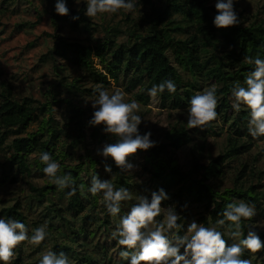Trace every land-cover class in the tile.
I'll return each mask as SVG.
<instances>
[{
  "label": "trees",
  "instance_id": "trees-1",
  "mask_svg": "<svg viewBox=\"0 0 264 264\" xmlns=\"http://www.w3.org/2000/svg\"><path fill=\"white\" fill-rule=\"evenodd\" d=\"M139 3L151 5L153 22L145 33L137 28L130 31L129 39L120 44L119 60L108 62L106 59L105 52L108 49L111 36L105 37L95 46L60 37L53 49V55L60 56L69 60L74 66H78L83 75L76 78L73 83L89 95H95V90L99 87L104 88V83L108 82L104 71L95 64L94 56L100 58L106 67L112 69L117 84H123L129 92L145 104L151 101L147 93L148 88L163 80L171 79L176 83L177 91L174 94H169L165 90L163 94L159 95L164 106L171 109H186L191 96L199 93V89L205 81L204 78L207 76L208 83L217 89L216 110L218 115L224 122L229 123L232 133L238 137L229 136V141L223 151L215 157H210L206 164L202 163L205 155L204 144L203 142L194 143L196 137L192 131V129L196 131L202 127L188 128L185 123L175 125L167 133L168 144H156L146 150L145 159L151 165L150 171L153 174V180H159L156 179L159 170L164 169L160 175L164 184L157 183L156 191L160 188L168 189L178 199L192 197L196 202L205 204L209 214L208 218L215 226L216 222L223 218V209L227 203L233 200L255 203L257 215L264 217V184L261 177H257V174H263L264 171L250 167L248 175L241 172L242 170L246 171L249 163L240 158L253 145L252 137L247 132L248 113L244 108L240 112H236L231 106L232 87L236 83L243 84L244 78L254 67V65L248 64L245 58H254L259 55L264 59V21L255 20L249 26L238 23L227 28H217L213 24L217 12L210 4L211 0H137L136 4ZM55 16L61 17L56 12ZM65 17L70 20L73 28H78L81 22L87 23L86 17L75 10H69V14ZM73 17H78V19H73ZM178 33H185L186 36H178ZM184 72L189 75L188 79L184 78ZM82 77L91 79L97 86H79ZM1 85L0 127L5 131L0 133V145L9 133H20L26 130L30 125L31 115L39 109L36 99L32 96L18 99L9 83L2 81ZM64 101L70 106V114L65 125L59 127L54 124L53 117L46 118L44 116L39 130L46 136L42 152L47 151L51 154L52 159L60 165V173H71L77 187L76 194L72 196L67 195L70 189L57 190L56 185L50 181L43 187L49 197V209L62 215L63 219H68L60 200L67 198L69 209L73 210L75 215L79 214L85 207L82 194L85 189L89 188L91 176L95 174H98L100 178L101 176L97 169V162L92 157L88 161L82 159L75 165L66 162V159L72 154L67 144V138L73 137L72 141L84 142L86 129L89 126L85 123L87 108L75 103L72 99ZM207 126L208 128L202 129L204 132L217 133L211 122ZM62 134L66 136L64 139H62ZM93 135L100 138L107 137L99 127H94ZM248 136L251 137L250 141L245 140V137ZM107 139L111 143H115V139L110 137ZM188 145H191L189 148L191 168L183 171L180 169L178 161L170 154V151L173 150H169L168 147L180 149ZM27 151L19 147L16 148L12 166L16 164L18 172L26 176L31 175L34 169L43 172L44 165L39 158H35L33 162L29 161V152ZM235 159H240L239 165L242 168L238 172L240 174L235 175L233 185L222 189L218 182L226 176L227 168L231 166L230 162ZM112 168L116 171L115 181L112 183L117 188L131 185L127 180V175L123 174L119 167L114 164ZM83 171L86 175L82 174ZM196 171L200 172L199 177L194 176ZM2 174L7 176V171L4 170ZM14 177L18 180L17 174ZM55 193L59 194L58 200L55 199ZM90 196L93 206H96L100 198L99 194L96 196L90 194ZM47 214V210L44 211L43 217H48ZM0 215H3L4 218L11 217L20 220L27 227L32 224L19 204L4 207ZM123 215L126 213L122 203L118 216L114 218L107 214V220L103 221L101 226L112 233L115 229L109 226L110 219L114 218L118 222L119 216ZM54 216L52 215V217ZM256 216L246 223L254 225ZM180 222L178 220V224ZM33 224L38 225V222ZM48 228H52L50 222ZM219 229L222 232L225 230L224 226H219ZM254 230L264 242V231L256 227ZM81 231H86V229L82 228ZM243 231L246 237L248 228L244 227ZM90 234L94 235L95 231ZM179 234H184L183 226L179 230ZM224 239L229 244L233 242L228 235H225ZM16 248L22 251L21 244ZM66 248L67 251L69 247ZM181 253H183V249H181ZM241 258L249 259L251 264H264V249L257 253L245 250ZM83 260L92 259L90 256H84Z\"/></svg>",
  "mask_w": 264,
  "mask_h": 264
},
{
  "label": "rangeland",
  "instance_id": "rangeland-1",
  "mask_svg": "<svg viewBox=\"0 0 264 264\" xmlns=\"http://www.w3.org/2000/svg\"><path fill=\"white\" fill-rule=\"evenodd\" d=\"M136 2L137 0H134L133 10L121 9L116 14H99L96 18H89L84 14L86 5L83 0L79 4L76 3V0H67L69 10H75L87 19V23L81 22L78 28H73L65 15H60V18L55 16V0H0V89L1 82L6 81L12 86L13 93L18 99L32 96L36 99V105L39 107L31 115L30 125L26 130L20 133H9L0 145V212L4 207L19 204L32 223L27 227L29 235H31V230L36 228L35 226L39 227L45 223H47L49 233L40 246H34L27 241L21 242L22 251H19L18 248L14 249L11 264H38L42 254L47 251L56 253L63 251L69 257L71 264H127V261L120 256L123 246L118 245L111 233L101 226L103 221L107 220V213L100 194L98 204L93 206L92 197L88 189H85L82 194L85 207L77 215L69 209L68 199H61V206L65 208L68 215V219H63L62 215L49 209V197L43 190L44 185L49 182L46 174L35 169L31 175L21 174L18 172L16 164L12 166V158L18 147L24 151L28 150L29 161L33 162L35 158H39L46 141V136L39 130L43 117H53L54 124L63 127L70 114V106L64 100L72 99L75 103L87 108L85 123L89 127L86 129L84 142L72 141L73 137L67 138V144L72 154L66 159V162L75 165L82 159L88 161L92 157L97 162L101 179L115 181L116 171L112 168L115 164L114 161L111 158L105 160L104 157L97 154V149L102 148L105 143H111L107 137L115 138L105 132L103 134L107 137L94 136V127L103 129V125L92 126L89 124L94 112L92 100L96 98V94L89 95L79 87L77 88L73 82L83 75L82 71L69 60L54 56L52 52L60 37L95 46L105 37L111 36L108 49L105 52L106 59L108 62L119 60L120 44L129 39L130 31L137 28L145 33L153 22L151 5L136 4ZM215 3L216 0H211L210 4L217 12ZM234 9L238 14L239 23L243 25L249 26L255 20L264 21V0H235ZM177 35L186 36L185 33ZM93 59L97 67L106 74L108 82L104 83L105 89L109 91L119 89L125 93L126 101H137L140 106L139 114L142 117L139 130L141 134L150 131L151 139L155 141V145L168 144V131L175 125L187 124V108H168L164 106L159 96L155 99L151 98L148 104L141 102L123 84L116 83L112 69L106 67L100 58L94 56ZM183 75L185 79L189 78L186 72ZM204 79L199 92L212 86L208 83L207 76ZM79 84V86L87 87L97 86L86 77H82ZM211 123L215 126L217 133L204 132L202 129L208 128L207 125L196 131L192 129L193 135L196 137L194 143L203 142L204 144L205 155L202 163L206 164L210 157H215L223 151L229 141V136L238 137L232 133L229 123L224 122L219 115ZM4 131L5 129L0 127V133ZM65 137V134H62V139ZM249 139L251 137H245V140ZM252 140L253 145L250 150L240 158L249 163L246 171H241L240 159L231 161L226 176L218 182L220 188L233 185L235 175H239V171L244 175L250 173V167L264 171V138H252ZM190 146L180 149L168 147L169 150H173L170 151V154L178 161L179 167L183 171L191 168ZM146 153V150H137V153L128 158L134 168L121 170L123 174L127 175V180L131 184L126 188L134 195L148 196L150 199L151 192L156 191V184H164L160 176L164 169L159 170V175L156 177L159 180H153V174L150 171L151 165L145 159ZM106 163L111 165V173L105 171ZM4 170L7 171V176L2 174ZM199 173L196 171L193 174L195 177H199ZM16 174L18 180L14 177ZM82 174L86 175L85 171ZM257 177H261L264 184V173L257 174ZM250 178L252 177L250 176ZM164 190L168 193L169 199L162 201V208L168 206L176 208L180 215L181 222L179 224L181 227L183 226L184 234L187 225L193 220L203 223L205 226H215L208 218L209 214L205 204L196 202L192 197L178 199L168 189ZM58 195L55 193L56 200L59 199ZM122 203L127 214L131 205L136 201ZM46 210L48 217H43V212ZM52 215L55 216L52 217ZM0 217L4 216L0 215ZM156 219L162 220L163 213ZM110 221L109 226L115 229L118 222L114 218ZM35 222H38V225L33 224ZM49 222L52 224V228H48ZM253 224L254 227L264 231V217L257 215ZM82 228H85L86 231H81ZM92 231H95L94 235L90 234ZM66 247H69L67 251ZM84 256H90L92 260L84 261ZM17 260H19L18 263H16Z\"/></svg>",
  "mask_w": 264,
  "mask_h": 264
},
{
  "label": "clouds",
  "instance_id": "clouds-1",
  "mask_svg": "<svg viewBox=\"0 0 264 264\" xmlns=\"http://www.w3.org/2000/svg\"><path fill=\"white\" fill-rule=\"evenodd\" d=\"M81 0H76L79 4ZM86 5L85 15L96 18L99 14H116L121 9L133 10L134 0H83ZM235 0H216L217 13L213 24L217 28L237 25L239 17L234 9ZM55 12L68 15L67 0H56ZM78 19V17H73ZM248 64L254 65L244 78L243 84L236 83L231 89V106L236 112L242 108L247 110V132L254 138L264 137V59L259 55L246 57ZM167 90L169 94L177 91L176 83L166 79L147 89L150 98H157ZM96 98L92 100L94 109L89 121L92 126L103 125V132L111 134L115 143H105L97 149V154L107 160L111 158L122 170H132L133 163L129 156L137 150H148L155 145L152 133L141 134L139 126L142 117L140 106L136 100L126 101L125 93L119 89L109 91L103 87L96 90ZM218 96L215 86L207 87L202 92L191 96L187 107L188 128L204 127L216 120ZM44 165L43 172L57 190L70 189L67 195L76 194L77 187L71 173H60V165L47 151L39 156ZM105 171L112 172L111 165L105 164ZM88 192L93 196H102L104 208L111 217L121 212L122 202L135 200L126 215L119 216L115 230L111 233L117 244L123 246L120 256L127 264H251L249 259H242V253L249 250L257 253L264 249L255 227L246 222L257 215L255 203L244 200H233L223 209L222 219L216 226H205L193 220L187 225L185 234L180 235V215L174 206L162 208V201L169 199L168 193L160 188L148 196L134 195L126 187H115L111 180H102L98 174L91 176ZM163 213V219L158 220ZM224 226V231L218 230ZM247 227V236L243 228ZM49 233L47 223L31 230L25 223L8 217H0V264H11L14 249L21 242L27 241L40 246ZM233 241L227 243L224 236ZM183 249V253H181ZM38 264H71L69 257L63 252L47 251L42 254Z\"/></svg>",
  "mask_w": 264,
  "mask_h": 264
}]
</instances>
